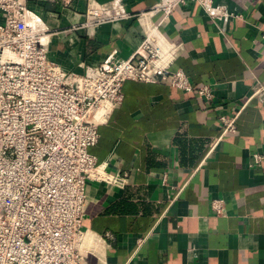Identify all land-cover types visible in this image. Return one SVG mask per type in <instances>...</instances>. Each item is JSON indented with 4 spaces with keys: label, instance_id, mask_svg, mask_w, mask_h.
<instances>
[{
    "label": "crops",
    "instance_id": "obj_1",
    "mask_svg": "<svg viewBox=\"0 0 264 264\" xmlns=\"http://www.w3.org/2000/svg\"><path fill=\"white\" fill-rule=\"evenodd\" d=\"M159 0H32L51 31L49 58L66 72L116 52L127 59L143 40L136 16ZM241 19L213 24L196 3L177 8L160 32L181 51L180 70L194 88L213 87L210 101L162 83L127 81L123 102L98 128L89 149L109 173L127 174L123 188L87 182L84 228L96 253L88 264H264V0H212ZM122 8L126 19L84 27L86 8ZM1 20V17H0ZM237 116L222 135L220 115ZM166 179L165 184L162 183ZM211 200H222L215 215Z\"/></svg>",
    "mask_w": 264,
    "mask_h": 264
},
{
    "label": "built area",
    "instance_id": "obj_2",
    "mask_svg": "<svg viewBox=\"0 0 264 264\" xmlns=\"http://www.w3.org/2000/svg\"><path fill=\"white\" fill-rule=\"evenodd\" d=\"M31 1L0 0V264H88L96 249L84 228L86 184H127V174L107 172L89 153L98 128L123 102V84L162 83L207 101L214 98L211 85L194 88L182 71L172 70L181 47L163 36L152 17L166 21L190 2L213 24L241 17L212 0H159L136 16L144 37L129 58L113 52L76 74L49 58L51 31L29 8ZM35 1L66 6L73 0ZM85 16L84 27L128 18L122 8L93 2ZM256 28L264 41V29ZM252 95L263 96L264 84ZM236 120V115H220L221 134H234ZM263 163L264 156L252 154L250 167ZM223 203L211 200L215 215L223 214Z\"/></svg>",
    "mask_w": 264,
    "mask_h": 264
}]
</instances>
